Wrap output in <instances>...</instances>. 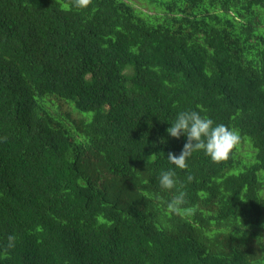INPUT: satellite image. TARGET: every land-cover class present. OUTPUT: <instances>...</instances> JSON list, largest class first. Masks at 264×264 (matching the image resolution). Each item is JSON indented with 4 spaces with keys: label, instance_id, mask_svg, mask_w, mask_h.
Instances as JSON below:
<instances>
[{
    "label": "trees",
    "instance_id": "16d2710c",
    "mask_svg": "<svg viewBox=\"0 0 264 264\" xmlns=\"http://www.w3.org/2000/svg\"><path fill=\"white\" fill-rule=\"evenodd\" d=\"M158 3L0 0V264H264V0ZM181 111L251 151L175 168Z\"/></svg>",
    "mask_w": 264,
    "mask_h": 264
},
{
    "label": "clouds",
    "instance_id": "9594fccd",
    "mask_svg": "<svg viewBox=\"0 0 264 264\" xmlns=\"http://www.w3.org/2000/svg\"><path fill=\"white\" fill-rule=\"evenodd\" d=\"M73 6L83 8L91 3V0H72ZM166 129L167 134L179 139L181 135L186 136V143L179 155L169 152L167 160L175 168L187 169V160L193 152L202 151L214 163H219L229 159L232 151L240 144L241 136L237 129L229 128L224 124H216L212 119L202 116L198 111H181L175 120ZM6 139V138H5ZM194 179L190 173L187 181ZM161 190H175L174 195L166 202V208L175 215H194L195 207H185L187 204L185 183L177 178L174 169L161 170L158 177ZM16 237L9 235L5 247L11 249L15 247Z\"/></svg>",
    "mask_w": 264,
    "mask_h": 264
},
{
    "label": "rangeland",
    "instance_id": "374dc122",
    "mask_svg": "<svg viewBox=\"0 0 264 264\" xmlns=\"http://www.w3.org/2000/svg\"><path fill=\"white\" fill-rule=\"evenodd\" d=\"M125 1L129 2L131 5H133L134 8L142 12H149V13L163 12L161 11L163 10V4L158 3V1L160 0L158 1L157 0H125ZM63 107H66V105H64ZM84 114H87L88 116L91 115L90 112H84ZM247 151H251L247 142H243L238 145L237 153L240 159L245 158V155H246L245 152ZM263 196H264V193H263Z\"/></svg>",
    "mask_w": 264,
    "mask_h": 264
}]
</instances>
